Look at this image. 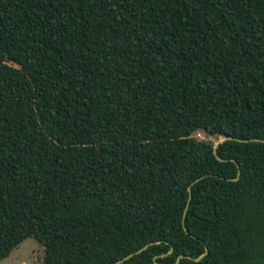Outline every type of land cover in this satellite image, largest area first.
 <instances>
[{
  "label": "trees",
  "instance_id": "trees-1",
  "mask_svg": "<svg viewBox=\"0 0 264 264\" xmlns=\"http://www.w3.org/2000/svg\"><path fill=\"white\" fill-rule=\"evenodd\" d=\"M255 139L264 0H0V261L264 264Z\"/></svg>",
  "mask_w": 264,
  "mask_h": 264
},
{
  "label": "rangeland",
  "instance_id": "rangeland-1",
  "mask_svg": "<svg viewBox=\"0 0 264 264\" xmlns=\"http://www.w3.org/2000/svg\"><path fill=\"white\" fill-rule=\"evenodd\" d=\"M197 140L209 141L214 145L223 140L222 137L207 136L203 132L196 131L193 134ZM44 247L34 237L26 238L14 248L9 256L0 261V264H42Z\"/></svg>",
  "mask_w": 264,
  "mask_h": 264
},
{
  "label": "water",
  "instance_id": "water-1",
  "mask_svg": "<svg viewBox=\"0 0 264 264\" xmlns=\"http://www.w3.org/2000/svg\"><path fill=\"white\" fill-rule=\"evenodd\" d=\"M228 139H229V138H228ZM225 140H226V138H223V140L217 142V143L214 145V148H213V154H214V156L216 157V159L219 160V161H224V160L221 159V158H219V157L217 156L216 149H217V147H218L221 143H223ZM238 141H242V140H239V139H238ZM244 141L246 142L247 140H244ZM254 141H261V142H264V139H255ZM232 161H233V160H232ZM239 175H240V172H239V170H238L237 176H236L234 179H230V181H237ZM188 193H189V196H188V200H187L186 207H185L184 212H183V220H182L183 229H184V231H185L187 234H189V233L187 232L186 228L184 227V217H185V215H186L187 208H188V205H189V201H190V199H191V191H190V188H188ZM147 247H148V245L143 246L142 248L138 249L136 252H134V253H132V254H129V255L125 256L124 258L118 260V261L115 262L114 264H121L122 262H124V261L130 259L133 255L138 254V253L144 251ZM171 251H172V249H171ZM207 254H208V248L205 247V251H204V253H203L201 256H199L198 258L194 259V261H195V262L200 261V260H201L203 257H205ZM183 257H184V256H182V255L179 256V257L177 258L175 264H178L179 259H180V258H183Z\"/></svg>",
  "mask_w": 264,
  "mask_h": 264
}]
</instances>
